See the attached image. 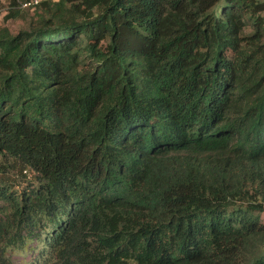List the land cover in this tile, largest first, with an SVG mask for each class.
<instances>
[{
    "label": "trees",
    "instance_id": "trees-1",
    "mask_svg": "<svg viewBox=\"0 0 264 264\" xmlns=\"http://www.w3.org/2000/svg\"><path fill=\"white\" fill-rule=\"evenodd\" d=\"M1 4L0 264H264V0Z\"/></svg>",
    "mask_w": 264,
    "mask_h": 264
},
{
    "label": "rangeland",
    "instance_id": "rangeland-1",
    "mask_svg": "<svg viewBox=\"0 0 264 264\" xmlns=\"http://www.w3.org/2000/svg\"><path fill=\"white\" fill-rule=\"evenodd\" d=\"M1 5H2V10L0 12V26H7L10 29H12L14 33H17L19 30H21L22 28L28 25L30 17H32V13L30 11H22L21 17L6 20L5 17L7 13L5 11V5L4 4ZM251 30L252 28H248L249 32ZM13 259L17 264H29V261L32 260L31 252L30 251H27L25 253L15 252L13 254Z\"/></svg>",
    "mask_w": 264,
    "mask_h": 264
},
{
    "label": "built area",
    "instance_id": "built-area-1",
    "mask_svg": "<svg viewBox=\"0 0 264 264\" xmlns=\"http://www.w3.org/2000/svg\"><path fill=\"white\" fill-rule=\"evenodd\" d=\"M40 3V0H20V6L22 8H30L37 6ZM1 12V9H0Z\"/></svg>",
    "mask_w": 264,
    "mask_h": 264
}]
</instances>
